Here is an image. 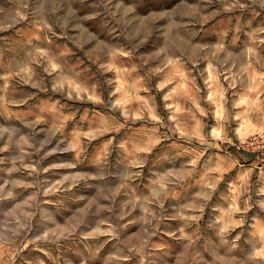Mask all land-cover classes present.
<instances>
[{
	"label": "clouds",
	"instance_id": "9594fccd",
	"mask_svg": "<svg viewBox=\"0 0 264 264\" xmlns=\"http://www.w3.org/2000/svg\"><path fill=\"white\" fill-rule=\"evenodd\" d=\"M0 264H264V0H0Z\"/></svg>",
	"mask_w": 264,
	"mask_h": 264
},
{
	"label": "rangeland",
	"instance_id": "374dc122",
	"mask_svg": "<svg viewBox=\"0 0 264 264\" xmlns=\"http://www.w3.org/2000/svg\"><path fill=\"white\" fill-rule=\"evenodd\" d=\"M250 157L251 158H254L255 157V154L254 153H249ZM49 159L51 160V157H49Z\"/></svg>",
	"mask_w": 264,
	"mask_h": 264
}]
</instances>
